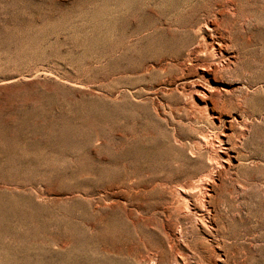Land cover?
I'll return each instance as SVG.
<instances>
[{"label":"rangeland","instance_id":"rangeland-1","mask_svg":"<svg viewBox=\"0 0 264 264\" xmlns=\"http://www.w3.org/2000/svg\"><path fill=\"white\" fill-rule=\"evenodd\" d=\"M0 264H264V0H0Z\"/></svg>","mask_w":264,"mask_h":264},{"label":"bare ground","instance_id":"bare-ground-1","mask_svg":"<svg viewBox=\"0 0 264 264\" xmlns=\"http://www.w3.org/2000/svg\"><path fill=\"white\" fill-rule=\"evenodd\" d=\"M223 11V10H222ZM213 21V20H212ZM202 24V23H201ZM200 24V25H201ZM206 26L205 27H208V26H211V23H206L205 24ZM200 28H202V27H200ZM214 28V27H213ZM212 29V28H211ZM217 29V28H216ZM198 31H199V28H198ZM201 32V31H200ZM211 32H213V31H211ZM201 35V34H200ZM210 35V34H209ZM216 36V35H215ZM203 37V36H202ZM213 39V38H212ZM205 40V39H204ZM202 41H203V39H202ZM205 42V41H204ZM221 42V41H220ZM200 43V42H199ZM219 43V42H218ZM201 44V43H200ZM206 44V43H205ZM202 45H204V43L202 44ZM212 46H214V45H212ZM195 47V46H194ZM192 48V47H191ZM205 49H206V46H205ZM214 49V48H213ZM212 49V50H213ZM198 51V50H197ZM203 52V51H202ZM189 54V53H188ZM192 55V54H191ZM190 55V56H191ZM195 55V54H194ZM189 56V55H188ZM192 61V60H191ZM201 64V63H200ZM202 66V65H201ZM209 66V65H208ZM217 68V67H216ZM203 69H205V70H207L208 69V67L205 65V66H203ZM214 69H215V67H214ZM218 70V69H217ZM201 92L203 93V94H207L205 91H203V90H201ZM206 96V95H205ZM209 98H211V96H209ZM214 100V99H213ZM205 101V100H204ZM205 103H207V101H205ZM218 105V104H217ZM205 142V141H204ZM200 143H201V141H200ZM213 146V145H212ZM230 157V156H229ZM211 161V160H210ZM213 161V160H212ZM211 161V162H212ZM216 162V161H215ZM214 162V163H215ZM206 177V176H205ZM205 177H200V178H198L197 180H192V181H190V184L189 185H187L186 186V188H190L191 187V189H193V188H200L198 191H200L199 193H201V195L203 196V197H207V195H208V193H207V191H206V189H204V191L201 189V188H205L206 186H205ZM207 179V178H206ZM183 190H185V188H183ZM194 190V189H193ZM186 191V198L189 200V199H192V198H194V196H193V194L192 193H190V191H189V189H186L185 190ZM185 191H183V192H185ZM196 199V198H195ZM198 200H200V199H198ZM195 207L194 208H197L198 206H196L195 204H193Z\"/></svg>","mask_w":264,"mask_h":264}]
</instances>
